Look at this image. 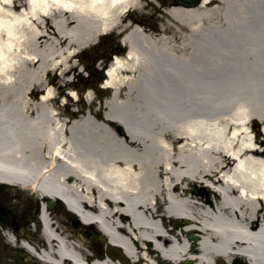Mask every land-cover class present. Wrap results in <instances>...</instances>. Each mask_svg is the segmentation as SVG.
Segmentation results:
<instances>
[{
	"label": "bare ground",
	"instance_id": "bare-ground-1",
	"mask_svg": "<svg viewBox=\"0 0 264 264\" xmlns=\"http://www.w3.org/2000/svg\"><path fill=\"white\" fill-rule=\"evenodd\" d=\"M19 1L0 0V183L59 207L22 219L40 224V234L12 242L42 258L2 264H110L69 225L71 210L78 226L97 220L133 261L264 264V149L244 126L264 124V107L255 112L253 95L212 87L264 76V0L167 2L156 31L127 21L148 0ZM26 9L49 32L37 33L39 56L21 23ZM122 28L127 50L107 66L108 99L92 107L87 95L86 110L64 109L78 94L69 89L71 60ZM60 96L62 109L54 103ZM10 230L2 227L6 245ZM191 244L197 256L184 259Z\"/></svg>",
	"mask_w": 264,
	"mask_h": 264
},
{
	"label": "rangeland",
	"instance_id": "rangeland-1",
	"mask_svg": "<svg viewBox=\"0 0 264 264\" xmlns=\"http://www.w3.org/2000/svg\"><path fill=\"white\" fill-rule=\"evenodd\" d=\"M23 2H24L23 0L19 1L20 4H22ZM167 2H170V1L169 0H148L145 4L146 6L144 8V11H140V10L130 11L128 14V17L131 19V21L138 22L139 24L143 23L146 25L148 24V26L150 27L153 26L154 30L156 31L160 27L159 23L165 20L163 16L164 15L163 11L159 6L164 7L165 3ZM50 5H52V3H49L47 5V10L50 11L51 13L50 16H52L51 19L53 20V22L57 25V27H59L58 25L59 18L57 16L58 8L56 7V5H54L51 9H49ZM21 10L22 8L20 7V11ZM24 13L25 15H21L22 16L21 23H23V26L27 27V31L30 33V47L32 48L33 51L37 52V56H39L37 33L41 31H42L41 33L43 32L49 33V32L45 30V28L43 29L42 27H39V23H40L39 21L36 20L35 22V20H33L30 17L31 10L26 9ZM36 26H38L40 30H36ZM116 36H118V34L116 33L115 35V33H113L109 35V39L100 37L101 39L96 41L95 45H93L91 49L84 48V51L82 52H85L86 54H88L89 52H92L93 61L87 60L86 57L84 58L82 52L76 54L74 58L71 60L72 62L75 61L77 64L74 70H71L67 76L69 78L68 81L70 82L69 89H73L75 92L77 91V93H79L80 98L76 105H78V107L81 106V108H83L84 110L87 109V107H89V103H86L88 99L85 100V97H84L86 92H87L86 96L87 95L89 96L91 91L94 93L92 107H98L99 104L103 103V100L106 99L110 95L109 89L105 90L99 87L98 82H100V79L104 77V74H102V70H100L99 65L101 66L104 62L102 58H100V56H97V54H101L103 52L102 50H105L106 47L112 45V42H115V43L118 42L114 40L116 39ZM44 41H45L44 45L49 47L50 41H48L47 39H45ZM87 74H89V76H86ZM212 87L216 89V92L214 93L217 95L225 96V94H234V96H238L242 99L246 96V94H251L253 95V97L247 99V103L250 106H252L255 112L263 110V107H264V76H256V77L249 78V79H247V77L227 79L219 83H214ZM62 88H63L62 89L63 91H65L66 88L68 89V87L66 86H62ZM41 91L42 89L36 88V95H40ZM61 98L62 97L60 96L54 102L59 107H62L60 106ZM66 101L67 103L65 107L72 106V104H70L72 100H66ZM72 103L73 105H75L74 102ZM98 111L101 113L103 111V107H100V110L98 109ZM77 113L79 114L81 112H77ZM244 123H245L244 124L245 127L248 126V127H251L252 129V132H250L248 128L246 130V135L249 136L250 138L251 133H253L255 135V141L257 143L258 148H264V134L262 133V130L259 127V125L263 122L259 120L258 121L256 120V122L247 120ZM2 192H4L1 196V201L3 203L0 201L3 205V206L1 205L3 208L2 213L7 215L8 217H12V219L15 221L19 220V222L21 223L20 220L24 218L26 215L30 213L32 214L34 208H36L37 206V204L34 201H32L30 196L25 197L18 190H16L15 195H13L14 197L18 198V203L15 206L17 207L19 205L18 208L16 209L14 206L13 207L8 206V202L6 201V199L9 193L6 192L5 190ZM67 221L70 226H74L69 216H68ZM76 229H80V228L76 226ZM94 234L95 233L87 235V237L90 239L91 242H92ZM94 238L96 239V241H99L96 237ZM2 243H3L2 238H0V264H2V261L3 262L6 261V257L4 256L5 253L3 252V249L9 252V249L7 250L4 247V245H2ZM100 243L101 245H104V244L106 245V241H99L98 243L99 246H100ZM93 245L94 246L92 247L99 249L98 251L100 252L104 253L106 250V248L105 249L103 248V250L102 249L100 250V247H97L98 245L96 246L95 243ZM9 256L13 258H17L18 261L19 259L21 261H25L28 259L27 255H24V254L21 255L20 253L18 254L17 251H15V253L10 251Z\"/></svg>",
	"mask_w": 264,
	"mask_h": 264
},
{
	"label": "water",
	"instance_id": "water-1",
	"mask_svg": "<svg viewBox=\"0 0 264 264\" xmlns=\"http://www.w3.org/2000/svg\"><path fill=\"white\" fill-rule=\"evenodd\" d=\"M172 1H174L175 3H182V4H185V5H189V4L195 5L196 4V1L190 3V2H188L189 0H172Z\"/></svg>",
	"mask_w": 264,
	"mask_h": 264
},
{
	"label": "flooded vegetation",
	"instance_id": "flooded-vegetation-1",
	"mask_svg": "<svg viewBox=\"0 0 264 264\" xmlns=\"http://www.w3.org/2000/svg\"><path fill=\"white\" fill-rule=\"evenodd\" d=\"M0 193H1V187H0ZM1 200V199H0ZM0 210H1V203H0ZM4 218V217H3ZM5 220V219H4Z\"/></svg>",
	"mask_w": 264,
	"mask_h": 264
}]
</instances>
